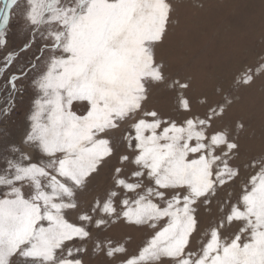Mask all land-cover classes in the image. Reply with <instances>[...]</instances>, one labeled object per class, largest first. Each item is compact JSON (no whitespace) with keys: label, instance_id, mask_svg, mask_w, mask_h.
Returning a JSON list of instances; mask_svg holds the SVG:
<instances>
[{"label":"snow or ice","instance_id":"6c2138e0","mask_svg":"<svg viewBox=\"0 0 264 264\" xmlns=\"http://www.w3.org/2000/svg\"><path fill=\"white\" fill-rule=\"evenodd\" d=\"M13 10L0 264H264V147L243 149L232 115L264 54L197 92L157 55L172 0H0V51ZM161 91L174 103L154 102ZM128 229L150 230L131 253Z\"/></svg>","mask_w":264,"mask_h":264},{"label":"rangeland","instance_id":"374dc122","mask_svg":"<svg viewBox=\"0 0 264 264\" xmlns=\"http://www.w3.org/2000/svg\"><path fill=\"white\" fill-rule=\"evenodd\" d=\"M174 12L164 45L157 50L173 75L190 76L197 92L211 93L214 84L230 82L244 65H253L264 54V0H172ZM20 19L13 10L6 26L9 48L0 51V64L6 51L15 48L21 38ZM14 70V69H13ZM0 79V93L3 92ZM31 90L17 100L10 127L15 130L29 107ZM233 109V117L244 121L241 133L245 150L264 147V77L249 88L242 89ZM0 95V104L5 103ZM160 105L174 103L166 92H158ZM133 240L128 245L134 252L147 238L150 230L128 229ZM121 229L111 233L119 238Z\"/></svg>","mask_w":264,"mask_h":264}]
</instances>
